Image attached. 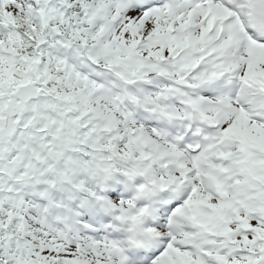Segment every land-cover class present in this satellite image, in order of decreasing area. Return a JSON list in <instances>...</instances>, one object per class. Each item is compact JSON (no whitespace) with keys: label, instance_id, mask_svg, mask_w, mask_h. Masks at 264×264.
Listing matches in <instances>:
<instances>
[{"label":"snow or ice","instance_id":"snow-or-ice-1","mask_svg":"<svg viewBox=\"0 0 264 264\" xmlns=\"http://www.w3.org/2000/svg\"><path fill=\"white\" fill-rule=\"evenodd\" d=\"M0 264H264V0H0Z\"/></svg>","mask_w":264,"mask_h":264}]
</instances>
